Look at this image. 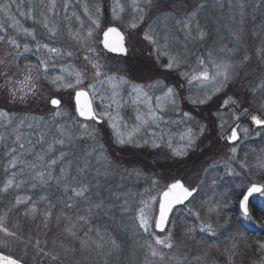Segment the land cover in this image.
<instances>
[{"label":"rangeland","instance_id":"1","mask_svg":"<svg viewBox=\"0 0 264 264\" xmlns=\"http://www.w3.org/2000/svg\"><path fill=\"white\" fill-rule=\"evenodd\" d=\"M101 1L54 0L55 7H52L53 0H0L2 26L0 37H3L0 39V92H5L11 99L21 100L19 94L13 95V83L31 76L35 85L34 90L23 99L38 98L51 108L42 116H20L0 109V113L6 114L0 116L2 177L0 192L14 193L9 211L2 209L4 204L0 199L2 212L0 217H5V226L16 233L15 236H7L0 232V247L14 255V250L23 241L22 238H17L20 236V229L26 228L29 231V227L34 228L37 225L35 219L27 220V215L22 212L25 205H17L15 203L17 198L31 197L29 203H34L38 210L36 192L60 187L66 195L74 196L64 200L70 204V208L78 204L82 198L79 211L92 215L93 211H99L97 208L103 207V203L98 201V198H102L100 189L94 190L102 183L97 181L99 180L97 178L93 179L90 174L107 176L124 170L122 174L125 173V176L127 174L128 177L137 178L138 183L136 181L134 185L139 187L136 203L123 202L121 208L130 209L135 205L139 227L140 209L143 208L151 226L148 232L141 227L140 230L145 234L150 232L156 234L151 242L152 249L150 253L148 252L146 264H172L176 259L173 258L174 252L157 244L156 239L169 238L171 242L174 216L178 209L173 213L167 230L162 234L155 229V220L160 193L169 182L177 179H182L190 187L199 186L201 193L198 196L207 199L205 203L209 211L206 215L209 220L204 222L203 219L202 225H212L210 220H219L225 223L224 228L220 230L227 235L224 241H220L216 238L219 236L216 232L217 235L211 237L212 239L205 237L201 239L202 242L199 240L201 242L199 246L195 240L199 238L197 231L196 229L192 231L190 234L193 235L189 240L191 243L188 242L189 248L182 249L190 264L193 261L195 263L192 264H222L220 259L215 257L216 253L213 254L214 251L220 254L222 249L218 243L221 242H224L221 244L228 249L233 247L236 249L239 243L246 242L249 244L248 264H264L262 247L264 238L254 240L249 232L246 233L238 227L240 224L246 230H258L259 222L241 212L238 221V218L230 219L232 215L230 211L235 209L236 200L250 185L255 182L264 184V126L257 127L252 120L254 116L264 119V102L259 100L258 89L254 85V88L249 85L248 91L242 89V85H238L237 73L240 69L235 68L233 57L230 59L227 49L220 44L223 39L219 35L223 28L231 30L235 37L233 41L237 44L235 39L239 34L246 35L247 30H250L249 27H243L246 23L242 20L252 19L255 15L254 8L260 6L253 8L256 5L252 3L254 0H235L241 3L242 12L238 14L232 12L226 16L225 21H222L220 12L214 11L212 15L210 14L215 8L213 5L199 3L188 15L183 13L179 15L175 11L162 13L159 11L169 0H151L150 3L140 0V5L144 8L143 19L140 20L139 13L132 11L130 7L131 0H120L125 11L120 13L119 19L113 16L112 11L116 0ZM106 10L109 11V16ZM238 17L242 19L241 23ZM108 19L109 25H118L126 33L129 54L131 53L137 60L130 64L129 74H123L101 64L102 59L106 61L112 59L97 51L101 44V35L109 26ZM93 20L99 21L98 26L93 24ZM185 21L189 23L188 29L183 27ZM134 22L137 23V27L133 29L130 25ZM211 25H214L215 29ZM239 26L238 31H232ZM187 32H190L193 38H186ZM145 33L153 35L159 48L144 39ZM200 33L204 34L203 38L199 37ZM11 41H15V44ZM44 45L59 51L50 52L48 48L43 47ZM26 47L28 51H25ZM170 58L174 65L171 70L162 67ZM97 61L101 65L103 73L101 76H97L93 67ZM213 61L217 64L231 65L229 80L220 86L219 91H213V88L219 85L193 79L204 71L211 76L215 72ZM44 63L48 65L47 73L44 71ZM76 73L81 75V83L74 88L57 87V84L53 83L55 77L64 76V83L75 84ZM108 77L117 78L116 82L119 84L117 89L113 90L107 82ZM121 79L127 83H120ZM101 81L104 83L101 84ZM82 87L88 89L93 97L96 113L109 114L100 117L104 120L102 123L80 118L75 111V105V114L72 115L63 107L62 102L58 107L51 104L53 98H60L62 101L60 93H66L67 97L70 95L71 98H67L68 102L73 100L75 90ZM134 87L142 88L148 97H151V108L160 119L156 121L151 119L145 97H138L137 92L133 90ZM168 87L174 89V104L166 99L160 101L156 99L164 97ZM113 91L117 93L114 98ZM206 97L210 99L204 104L192 103L193 100ZM194 107H198L196 112ZM57 112L60 115H56ZM184 113H188L189 116L186 117ZM137 115H142L148 123L141 124V121L136 119ZM109 116L113 119L110 120ZM113 122L125 133L139 128L133 135L131 143L123 145L117 143L116 132L112 128ZM98 124H104L111 130L118 146H115V150L109 146V137L99 141L103 136H99L101 127ZM236 125H239V139L230 142L228 138ZM189 129L191 135L195 137L191 146H188L187 139ZM73 132L75 137H84L89 141L88 145L86 144L87 158L84 160L87 168L93 165L89 171L84 165L77 166V163L67 158L69 151L65 147L69 145L68 139ZM92 135L95 137L89 139ZM122 148L137 151L132 153L130 159L120 155L123 153ZM232 148L236 149L235 153L232 152ZM141 150L146 154V156L143 154L144 157H151L149 163L139 162L135 166H128L129 163H134L135 158L141 157ZM177 151L184 152V155H176ZM52 160L56 163L51 164ZM117 160L124 161L127 165L117 164L115 162ZM13 161L15 167L12 166ZM40 172L44 173V183L38 178L37 174ZM10 178L13 179V185L4 191V186ZM120 186L121 184L119 188ZM23 188H26V191ZM81 188H86L87 191L83 196H76L73 189ZM31 192L35 194L32 195ZM89 192L92 194L85 199ZM256 203L259 205L256 207L257 211H264V194L259 195ZM107 206L105 205L103 209ZM188 208L193 207L188 204ZM37 215L36 213L35 216ZM32 217L34 216L31 215L30 219ZM231 222L234 223L228 226ZM64 233L66 234L64 238H68L66 241L71 239L70 233L67 231ZM50 239L52 240L47 242V248L53 252L56 249L55 237ZM106 239V243H110L112 235L107 233ZM229 244L232 245L227 246ZM29 248L30 244L24 243L20 249L25 253ZM103 248L106 249L105 246ZM154 250L158 253L157 256L152 255ZM34 252L32 251L33 254Z\"/></svg>","mask_w":264,"mask_h":264},{"label":"trees","instance_id":"2","mask_svg":"<svg viewBox=\"0 0 264 264\" xmlns=\"http://www.w3.org/2000/svg\"><path fill=\"white\" fill-rule=\"evenodd\" d=\"M103 1L105 2L106 0H102L101 2ZM199 3L200 5H213L215 8L213 11L211 10L212 12L210 14L212 15L214 11L220 12L223 17L222 21H225L226 16L230 15L232 12H234V14L242 12L241 3L235 0H169L168 3H164L162 9L159 11L161 13L163 11H175L179 15H181V13L188 15L196 9ZM252 3L256 4L253 8L260 6L259 8H254V10L252 9L255 14L252 19L242 20L238 17L240 23L241 20L246 23L243 27L250 28V30H247L248 33H246V35L240 33L237 39H235L237 42L236 44L233 41L234 33L232 34L231 30L223 28L221 32H219L220 37L223 39L220 44L225 46L230 59L233 57L235 68L238 67L240 69L237 73V76H239L237 81L238 85H242V89L246 91H248L247 88H249V85H254L255 88L258 89L257 96L259 100L264 102V0H254ZM106 9L108 8L106 7ZM105 12L107 15L109 14V11L106 10ZM210 20L212 21V19ZM107 22L109 25V19ZM211 26L215 29L214 25ZM239 29L240 26L238 29L236 28L232 31L235 32ZM97 51L108 58H112L108 61L102 59L101 64L109 66L119 72H123V74H129L131 72L129 69L130 64L137 61L131 53L127 57L108 53L103 49L101 44H99ZM60 94L62 97V104L64 105L63 107L67 108L70 114H75L73 100L67 101V98H71L70 95L67 97L66 93ZM0 109H5L10 113H16L20 116H42L51 108L38 98L21 100L11 99L5 92H0ZM196 110H198V107H194V112H196ZM211 115L212 114H210V116ZM98 126L101 127L99 136H103L99 141L106 140V137H109V146L111 148L114 147L115 150V146H118L113 138L111 130L104 124H98ZM93 136L94 135L90 136L89 139L93 138ZM68 140L69 145L65 147L66 150L69 151L68 160L77 163V166L79 164L84 165L86 170L89 171L91 169L90 167L93 165L87 168L84 164L88 151L86 144L88 145L89 141L84 137H75L74 132ZM136 151L131 148H122L123 153L120 155L132 159V153ZM140 153H142L141 157L138 156V158H135L133 161L134 163H129L128 166H135L139 162L149 163L151 157H144V155L146 156L144 150H141ZM91 157L89 158L92 159ZM123 159L125 160V157H123ZM115 162L117 164H123L122 166L127 165L124 161L117 160ZM112 165L115 166L116 164L112 163ZM123 172L124 170H120L115 174H108L107 176H104V174L97 176L95 174H90L91 177L93 176V179L97 178L99 179L97 181L102 183L101 186L99 185V188L94 189H100L99 193L102 194V198H98V201H102L103 207L108 205L106 209H103V207L97 208L99 211H93L92 215L89 212L83 214L79 211V206L83 201L82 198L78 204L70 208V204L64 200L66 198H74V196L66 195L61 191L60 187L56 189L38 190L35 195V199L37 200L36 205L39 207L37 210L38 215L31 219V215L26 216L28 221H32V219L36 220V228L29 227V231H27L26 228L20 229V236H17V238H22L23 241H21L19 247L14 250V255L28 264H146L148 262V252L150 253L152 249L151 242L156 234L155 232L145 234V232L140 230L138 218L135 216V205L130 209L121 208L123 202L131 201L132 203H136L139 187L134 185L136 181L138 183V180H136L137 178L133 176L128 177L127 174L125 176V173L122 174ZM119 183L121 184L120 188ZM1 188L2 177L0 178V189ZM23 190L26 191V188H23ZM10 192L11 191L7 193L0 192V199L2 204H4L3 210L7 209L9 211L12 205L14 193L12 192V194ZM200 193L199 190L197 195L188 203L193 208L187 209L188 204L181 206L174 216V233L171 239L173 247L171 249L165 247L166 250L173 251V258L177 259H175L172 264H190V260L184 255V250L189 248L188 242H190L191 235H193L190 234L192 232L190 229H196L197 237L199 238L195 240L198 242L199 246L202 242L201 239L205 237L213 238L211 233L199 231L202 220L204 219V222L209 220L206 215L209 211V207H207L205 203L207 199H204L203 196L202 198L198 196ZM34 194L35 193H32V195ZM91 194L92 192L87 193L84 198L87 199ZM239 199L236 200L235 209L230 211L232 214L230 217L231 220H236V218H238L237 221L239 220ZM189 209H191L192 212L199 213V217L191 215ZM48 211H51V216L45 220V213ZM1 213L2 212H0V215ZM80 217H84L85 219L82 220ZM210 222H212V229L216 230L215 232L219 234L216 238L220 241H224L227 235L220 229L224 228L225 223L223 224V222L219 220H210ZM233 223L234 222L229 223L228 226ZM73 224L75 227L72 228V231L75 235L70 233L71 239L66 241L68 238H64L66 235L64 232L67 231V228L72 227ZM238 227L248 233L240 224ZM107 233L112 235V241H110V243H106ZM73 236L75 237L73 238ZM52 237H55L54 246L56 248L53 252L47 248V242L52 240L50 239ZM199 240H201V242H199ZM24 243L30 244L31 248L25 253H22L20 248L24 246ZM215 243L217 244L218 242ZM221 243H218L222 249L220 254L217 251H214L213 254L216 253L215 257L219 258L222 264H248L247 251L249 249V244L241 242L236 249H234V247L228 249ZM231 245L232 244H229L227 246ZM103 246H105L106 249H104ZM183 248L184 250L182 251ZM0 249L6 250L1 247ZM32 251H35L34 254ZM37 252L38 254H36ZM193 262H191V264Z\"/></svg>","mask_w":264,"mask_h":264},{"label":"snow or ice","instance_id":"3","mask_svg":"<svg viewBox=\"0 0 264 264\" xmlns=\"http://www.w3.org/2000/svg\"><path fill=\"white\" fill-rule=\"evenodd\" d=\"M146 2L150 3L151 0H146ZM52 7H55L54 0H53ZM130 7H131L132 11L139 13L138 19L142 20L144 8L141 7L140 0H131ZM85 10H87V9H85ZM97 11L99 12V9H97ZM112 11H113V16L116 19H119L120 13L125 11V8L120 3V0H116V3L114 5ZM177 23H182V22L177 21ZM93 24L98 26L99 21L93 20ZM0 27H2V26H0ZM130 27L133 29L136 28L137 23H135V22L132 23L130 25ZM183 27L185 29H188L189 23L187 21L183 22ZM88 35L89 36L91 35V31H89ZM113 35L116 37V39L110 41L109 37L113 36ZM203 35H204L203 33H200L199 37L203 38ZM78 38L79 39H86L84 37H78ZM186 38H189V39L193 38L191 36L190 32L186 33ZM0 39H3V37H0ZM144 39L148 40L153 45H157V48H159V45L157 44V40L153 37V35L145 33ZM11 42L13 44H15V41H11ZM103 45L110 52L121 53L123 55H127V47L125 46L124 34L121 33L120 30L116 27H109L107 29V31L104 33ZM16 47H19V45H16ZM43 47L48 48L47 45H44ZM25 51H28L27 47L25 48ZM48 51L58 52L59 50L56 48H48ZM69 55H71V53H69ZM85 58L87 59V57H85ZM201 63H203V61H201ZM212 63L214 64L215 72L211 76L209 75V73L207 71H204V72H201L199 74V76H194L193 79H200L202 81H210L214 85H219V86H215L213 88V91H219L220 86H222L223 84H225L229 80V69H230L231 65L227 64V63L217 64V63H215V61H213ZM173 66L174 65L172 62V58H170L169 62L167 64L163 65L162 67L171 70L173 68ZM43 67H44L45 73H47L49 70L47 63H44ZM93 67L96 70L97 76L103 75V73L101 71V65L99 64L98 61L95 64H93ZM75 77H76V83L75 84H73L71 82L64 83V80H65L64 76L55 77L53 80V83L57 84V87L74 88V87H76V85L81 83V75L79 73H76ZM218 78H220V79L218 80ZM116 79H117L116 77H108L107 78V82L111 85L113 90H115L119 87V84L116 82ZM103 83H104V81H101V84H103ZM120 83H127V82L123 81L121 79ZM34 87H35V85L32 83V77L26 76L23 79L17 80L13 83V88H12L13 95L15 96L16 94H19L20 98L23 99V97L25 95H27L29 92L34 90ZM92 87H93V90L95 91V86L93 85ZM133 90L135 92H137L138 97H140V96L145 97V102L148 103V105H149V114H150L151 119L153 121L160 119V117L157 116L156 111L151 108V104H150L151 97H148V94L146 92H144L142 88L134 87ZM116 95H117V93L115 91H113V98ZM173 97H174V89H172L171 87H168L165 90L164 97H157L156 99H157V101H160L162 99H166L169 102L174 104L175 100L173 99ZM101 99H103V98L101 97ZM207 99H210V97H206L205 99L193 100L192 103L193 104H196V103L204 104L207 102ZM51 103H52V105L58 107L61 104V100L60 99H53L51 101ZM75 103H76L77 111H78L79 115L81 117H84L85 119L98 120L101 116H108L109 115L107 112H103V113H99V114L96 113V111L93 108V97H90L89 93L85 90H79L75 93ZM225 104H227V101L225 102ZM109 107H110V105H109ZM2 115H6V114L0 113V116H2ZM56 115H60V113L57 112ZM184 115L186 117L189 116L188 113H184ZM109 119L112 120L113 118L111 116H109ZM136 119L141 121V124H147L148 123V121L145 120L142 115H137ZM237 119H238V117H237ZM252 119L255 121V123L257 125H264V120H262L258 117H253ZM112 128L116 132L117 143H119L121 145L126 144V143H131L133 135L135 134L136 131L139 130V128H135L132 131L127 132V133L121 132L119 130L117 124L114 122L112 123ZM202 130L203 129H201V131ZM188 133H189L187 136L188 146H191L194 143L195 137L191 135V129L188 130ZM181 138L184 139L185 137H181ZM228 139H229V141H235L236 139H238V134H237L236 129L232 130L231 136ZM232 152L235 153L236 149L232 148ZM176 155L182 156V155H184V152L177 151ZM55 163H56L55 160L51 161V164H55ZM12 166L15 167L14 161L12 162ZM37 175H38V178L40 179L41 183H44L45 182L44 173L40 172ZM14 176H15V173H13V177ZM48 178L49 179L51 178L50 174H49ZM12 185H13V179L10 178L7 180L3 190L7 191L8 188L11 187ZM85 191H87L86 188H81L79 190L73 189V192L76 196H83ZM193 191H194L193 189L186 187L185 184L179 180L168 185L167 191H164L162 193L161 202L159 204V214L155 220V227L160 229V231H164L165 226H167L170 223L169 216L172 214L173 208L176 205L184 204V202L187 201L189 199V197H192ZM253 193L264 194V186L252 185V187L248 190V195L245 196L244 200H243L245 213H247L248 196L252 195ZM153 199H155V198H153ZM29 201H31V197H26L24 199L17 198L15 203L17 205H25V207L22 209V212L24 215L35 216V214L37 213V208H36L34 203L30 204ZM189 213L191 215H195V216L199 217V213L192 212L191 209H189ZM50 216H51V211L46 212L45 213V220L50 218ZM5 219H6L5 217H0V232H4L7 236H15L16 233L14 231H11L8 227L5 226V223H4ZM80 219L83 220L85 218L80 217ZM139 219H140V227L143 228L145 232H148L149 227L151 225L149 223V220L145 216L143 208L140 209ZM74 227H75V225L73 224L72 227H69L66 230L69 233L75 235V233L72 231V228H74ZM190 231H195V229H190ZM199 231L205 232V233H211L212 236L217 235L216 232L213 231L211 224L201 225L199 227ZM113 243H115V242H113ZM156 243L163 245L164 247L169 248V249H171L173 247V244L169 241V238L160 239L159 237H157ZM262 247H264V246H262ZM152 255L157 256L158 253L154 250L152 252ZM161 259H163L162 256H161ZM0 264H22V261L18 258H14L12 256L0 254Z\"/></svg>","mask_w":264,"mask_h":264},{"label":"water","instance_id":"4","mask_svg":"<svg viewBox=\"0 0 264 264\" xmlns=\"http://www.w3.org/2000/svg\"><path fill=\"white\" fill-rule=\"evenodd\" d=\"M109 27H116V28H118V29L120 30L121 33L124 34V37H125V46L127 47V55H123V54H121V53H113V52H110L107 48L104 47V45H103L104 33L107 31V29H108ZM114 39H116V37H115L114 35L109 37V40H110V41H111V40H114ZM101 44H102V47H103L107 52H109V53H112V54H115V55H121V56H124V57H127V56L129 55V47H128V44H127L126 34H125L124 31H123L119 26H117V25H110V26H108V27L103 31L102 36H101ZM79 90H85V91H87V92L89 93V96L92 97L91 94H90V92L88 91V89L83 88V87H82V88H78V89H76L75 92H74L75 111H76V113L78 114V116H79L80 118H82V119H84V120H90V119H85L84 117H81V116L79 115L78 111H77V106H76V103H75V93H76L77 91H79ZM53 99H60V98H53ZM53 99H52V100H53ZM60 100H61V99H60ZM51 104H52V103H51ZM53 106H54V105H53ZM59 106H60V105H59ZM56 107H57V106H56ZM93 108H94V110H95L94 103H93ZM254 117H258V116H254ZM258 118L264 120V119L261 118V117H258ZM252 120H253V119H252ZM95 121L101 123V122H103V119H102V118H99L98 120H95ZM253 122H254L255 126H257V127H258V126H264V125H257V124L255 123L254 120H253ZM238 126H239V125H236L233 129H236L237 134H238V139H239ZM238 139H236L235 141H237ZM230 142H234V141H230ZM177 180L183 182V183L185 184L186 187H188V188H190V189H193L194 191H193V195H192V197H189V199H188L187 201H185L184 204L176 205V206L173 208L172 214L169 216V221H171V218H172V215H173L175 209H176L177 207H180V206H184V205H186V204H187V203H188V202H189V201H190V200H191V199H192V198L198 193V191H199V186L190 187V186H188V185H187L182 179H177ZM177 180L171 181L168 185H170L171 183H173V182H175V181H177ZM168 185H167V186L162 190V192L160 193L159 204H160V202H161L162 193H163L164 191H167ZM255 185H257V186H262V185H258V184H255ZM251 187H252V186H251ZM251 187H250V188H251ZM250 188H249V189H250ZM249 189H248V190H249ZM248 190H247V192L245 193V195L243 196V198H242V200H241V206H242V209H243V210H244L243 200H244V197L248 195ZM255 194H258V193H253L252 195L248 196V202H249V199H250L253 195H255ZM159 204H158V213H157V217H158V214H159ZM247 210H248V204H247ZM244 212H245V211H244ZM157 217H156V218H157ZM168 226H169V224H168L167 226H165L164 231H166V229L168 228ZM155 229H156L157 232H159V233H163V232H164V231H160V229H158V228H156V227H155ZM0 254H2V255H7V256H12V257H14V258H17V257H15V256H13V255H11V254H9V253H6V252H4V251H2V250H0ZM18 259H19V258H18ZM20 260H21V259H20ZM21 261H22V260H21ZM22 264H28V263L22 261Z\"/></svg>","mask_w":264,"mask_h":264},{"label":"flooded vegetation","instance_id":"5","mask_svg":"<svg viewBox=\"0 0 264 264\" xmlns=\"http://www.w3.org/2000/svg\"><path fill=\"white\" fill-rule=\"evenodd\" d=\"M255 184L264 186V184H262V183L255 182V183L251 184L250 187L252 185H255ZM247 190H246V192H247ZM245 193L239 199L240 212L243 213L245 216L254 217L259 222V224H260L259 228L260 229H258V230L248 229L247 231L251 234V236L254 240H262L264 238V211L262 210L261 212H259V211H257V208H256V207H259V205L256 203V201L258 200L259 195L262 193L255 194L249 199L247 213L244 212V210L242 209V206H241V200H242L243 196L245 195ZM239 216H240V214H239Z\"/></svg>","mask_w":264,"mask_h":264}]
</instances>
